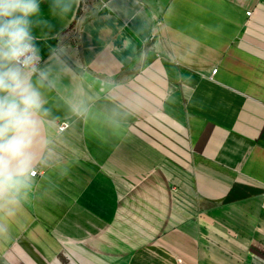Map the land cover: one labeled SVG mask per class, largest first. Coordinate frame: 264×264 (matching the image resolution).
Returning a JSON list of instances; mask_svg holds the SVG:
<instances>
[{
	"label": "crops",
	"instance_id": "obj_1",
	"mask_svg": "<svg viewBox=\"0 0 264 264\" xmlns=\"http://www.w3.org/2000/svg\"><path fill=\"white\" fill-rule=\"evenodd\" d=\"M49 3L42 55L147 102L119 136L63 130L0 264H264V0Z\"/></svg>",
	"mask_w": 264,
	"mask_h": 264
},
{
	"label": "clouds",
	"instance_id": "obj_2",
	"mask_svg": "<svg viewBox=\"0 0 264 264\" xmlns=\"http://www.w3.org/2000/svg\"><path fill=\"white\" fill-rule=\"evenodd\" d=\"M77 0H50L53 14L73 11ZM44 0H0V242L11 239L14 221L29 203L37 175L61 170L66 144L61 125H84L97 136H119L146 104L143 93L121 95L118 84L95 86L68 46L39 40L53 25ZM36 29H41L38 36Z\"/></svg>",
	"mask_w": 264,
	"mask_h": 264
},
{
	"label": "built area",
	"instance_id": "obj_3",
	"mask_svg": "<svg viewBox=\"0 0 264 264\" xmlns=\"http://www.w3.org/2000/svg\"><path fill=\"white\" fill-rule=\"evenodd\" d=\"M246 15L249 16L250 15V11H246ZM216 71H217V68H213L211 70L210 78H212V76L216 73ZM60 127H61L62 130H64L67 126L62 124Z\"/></svg>",
	"mask_w": 264,
	"mask_h": 264
},
{
	"label": "rangeland",
	"instance_id": "obj_4",
	"mask_svg": "<svg viewBox=\"0 0 264 264\" xmlns=\"http://www.w3.org/2000/svg\"><path fill=\"white\" fill-rule=\"evenodd\" d=\"M192 204L195 205L193 202H192ZM196 211L198 212L199 209H197ZM195 216H198V214H196ZM207 226H208L209 228L213 229V230H214V228H215L213 224H208ZM213 244H214L213 246H215V247L218 246V245H217V242H214ZM217 248H218V247H217ZM217 248H215V250H216Z\"/></svg>",
	"mask_w": 264,
	"mask_h": 264
}]
</instances>
